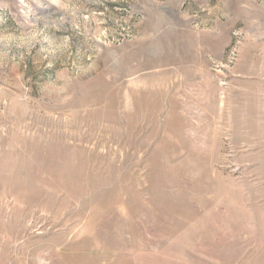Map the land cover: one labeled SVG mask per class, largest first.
<instances>
[{"label":"rangeland","instance_id":"1","mask_svg":"<svg viewBox=\"0 0 264 264\" xmlns=\"http://www.w3.org/2000/svg\"><path fill=\"white\" fill-rule=\"evenodd\" d=\"M0 264H264V0H0Z\"/></svg>","mask_w":264,"mask_h":264}]
</instances>
